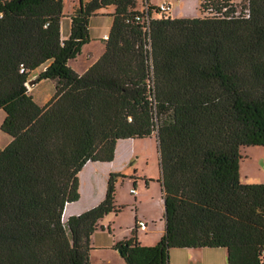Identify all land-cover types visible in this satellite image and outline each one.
<instances>
[{
    "label": "trees",
    "instance_id": "1",
    "mask_svg": "<svg viewBox=\"0 0 264 264\" xmlns=\"http://www.w3.org/2000/svg\"><path fill=\"white\" fill-rule=\"evenodd\" d=\"M139 3L81 0L63 37L64 0H0V129L11 137L0 147V264H91L92 234L121 210L119 174L97 205L64 221L79 174L113 161L120 139L155 133L165 230L151 245L136 227L118 241L126 264H169L174 248L264 264V182L240 177L242 149L264 146V0H200L193 17ZM108 7L105 51L80 74L70 60ZM31 79L55 80L44 105Z\"/></svg>",
    "mask_w": 264,
    "mask_h": 264
},
{
    "label": "rangeland",
    "instance_id": "2",
    "mask_svg": "<svg viewBox=\"0 0 264 264\" xmlns=\"http://www.w3.org/2000/svg\"><path fill=\"white\" fill-rule=\"evenodd\" d=\"M74 1L76 0H66V8L72 9ZM238 1L245 2L246 0ZM173 3L174 8L179 7L183 9V11L190 9L188 11H192V15H197L200 1L174 0ZM92 42V49L94 50L96 47H101L104 43L102 40H99L98 43H96L97 40H93ZM84 60L85 58L82 57L78 61L72 62L73 67L78 69L79 65L85 62ZM49 83L50 81H47V83L40 86H34V84L29 85V87L32 88V94L38 102L42 103L43 99L41 98V95H46L45 92H42L45 88H49ZM47 90L49 93V89ZM2 112L4 111L0 109V116ZM1 135H3V131L0 129V136ZM154 135L156 136V133ZM136 140L138 146L137 153L140 154L141 157L140 159H135V166L124 167V165H120L123 160L116 161L115 165H109L102 162H88L80 173L81 197L79 200L69 203V212L66 214V211L64 212V221H66L70 214L81 213L94 205H97L105 197L109 178L107 174L109 167H112L115 170L119 167L123 172L117 173L119 175L116 176V204L121 206V210L118 213H108L100 222L104 227L100 226L93 234L92 242L94 247L98 249L93 251L91 255L92 264H102L101 258H105L111 253V251L95 246V240H97V243L102 241V243H104V241L109 238V232H114L118 237L134 236L135 234L133 230L135 229L136 216L141 217L142 213H150L154 215V218H151L154 219L153 221L149 219L151 225L158 228L164 227V203L161 199L160 185L157 182H152L149 183L147 188L145 183L150 179H154L150 178V175L158 174V144L155 141V137L136 138ZM242 154L243 158L240 165L241 181L244 183L264 182V146L245 147L242 149ZM134 167L137 168V170L135 169L136 172H134ZM131 187H137L139 193L137 195L132 194L130 192ZM135 196H137V200H135ZM143 230L145 229H142V231ZM139 231H141L140 228ZM175 250L176 251L173 252L176 254V262H183L185 255L181 253L182 251H180V249Z\"/></svg>",
    "mask_w": 264,
    "mask_h": 264
},
{
    "label": "crops",
    "instance_id": "3",
    "mask_svg": "<svg viewBox=\"0 0 264 264\" xmlns=\"http://www.w3.org/2000/svg\"><path fill=\"white\" fill-rule=\"evenodd\" d=\"M161 1L162 0H140L139 9L142 10V8L146 7L149 3H151L155 6H158L161 3ZM64 2H65L64 12L66 15L62 18L61 28H62V36L67 37L70 34V30H71V19H70L69 15L74 11L75 7H77L80 4V0H76L73 2L74 4H73L72 9H67L66 8V0H64ZM168 2L170 4L169 12H170V15L172 17H193V16L199 15V10H198L197 15H192V11H188L190 9L183 11V9H181L179 7L174 8V6H173L174 0H168ZM114 10H115L114 7L104 8V9L100 10L99 14L91 17L90 22H89V31H90L91 41L83 46L81 53L76 58L70 60L71 67L75 71H77L78 73H80V74L84 73L105 51L106 45H105L104 35L109 34V31L111 29L112 22H113L112 13L114 12ZM93 40H97L96 43H98L99 40H102L104 43H103V45H101V47H98V48L96 47L97 50L96 49L94 50V49H92V47H93L92 41ZM82 57L85 58V60H84L85 62L80 64L78 69L74 68L72 65V62H74V61L76 62ZM47 81H50L49 88H45V90L42 92V93L45 92L46 95L42 94V93H41L42 95L40 94L41 98L43 99L42 103L38 102L35 99L41 105H44L47 101H49L53 97V95L56 91V82H55V80H52V79H43V80H40L39 82L34 84V86H40L44 83H47ZM47 89H49V93L47 92L48 91ZM29 91L32 93V88L29 87ZM34 98H35V96H34ZM4 116H5V113L2 112V114L0 116V124H1ZM151 137H155V141L158 144L157 136L153 135ZM0 138H1L0 139V147L1 148L5 147L11 140V137L5 132H3V135H1ZM136 141L137 140L134 138L120 139L117 142L114 160L110 161V162H102V163H106L109 165H112V164L115 165L116 161L123 160L122 164H120V165H122V166L124 165V167L135 166V159H140V157H141L140 154L137 153L138 146L136 144L137 143ZM88 162H93V161H88ZM158 164H159L158 174L157 175H155V174L150 175L149 177L154 178V179H150V180L146 181L145 183H146L147 188L149 186V183H152V182H157L160 185L161 199H162V202L164 203L163 185H162V181H161L162 173H161L159 151H158ZM135 169L137 170V168L134 167V172H136ZM110 172L123 173L119 169V167L117 170L113 169L112 167H109V169L107 171L108 176L110 175ZM79 176H80V174H79ZM145 180H146V178H145ZM80 188H81V180H80ZM135 188L137 189V193H136V195H137L139 193V190L137 187H135ZM135 200H137V196H135ZM65 211H67V213L69 212V205L66 206ZM65 214H66V212H65ZM77 214H79V213H77ZM151 216H153V217H151ZM151 218H154V215H152L150 213H147V214L142 213L141 217H137V216L135 217L136 237H137L138 241L142 244H147V245L155 244L159 241V239L161 238V236L164 233V230H165L164 214H163L164 227H162V228L152 226L151 221H149V219L152 221L154 219H151ZM140 219H143L148 223L147 228L145 230H143L145 232H143L141 228H140L141 231H139L137 222ZM102 226L104 227L103 224H102ZM99 227H98V229H99ZM149 233H151V234H149ZM93 234H92V236H93ZM108 235H109V238L107 240H105L104 243H102L103 241L97 243V240H95V244H96L95 246H98L99 248L104 249V250L111 251L110 255H108L105 258H101L102 264H126L125 260L123 259V257L119 253L118 249L114 248V246L118 241H120V240H122L128 236L118 237V236H116V234H114V232L113 233L109 232ZM92 236H91V245H92L93 249L91 251V255H92L93 251L98 249V248L94 247V244L92 242ZM152 236H153V238H152ZM175 249H178V248L171 249V251H170V254H171L170 264H228V260H227L228 259V252H227L226 248H185V249H180V251H182L181 253L185 255V259L181 263L176 262L177 261L176 254H174V252H173V251H176ZM91 255H90V259H91ZM115 262H117V263H115ZM91 264H92V261H91Z\"/></svg>",
    "mask_w": 264,
    "mask_h": 264
},
{
    "label": "built area",
    "instance_id": "4",
    "mask_svg": "<svg viewBox=\"0 0 264 264\" xmlns=\"http://www.w3.org/2000/svg\"><path fill=\"white\" fill-rule=\"evenodd\" d=\"M159 8L164 12L169 11L170 10V4H169L168 0H162L161 3L159 4ZM138 18H140V17H138ZM107 38H108V34H105L104 39H107ZM20 71L21 72L24 71V66H21ZM130 192L133 194H136L137 189L135 187H131ZM137 223H138V228H141V229H146L148 226V223L143 219L138 220Z\"/></svg>",
    "mask_w": 264,
    "mask_h": 264
},
{
    "label": "water",
    "instance_id": "5",
    "mask_svg": "<svg viewBox=\"0 0 264 264\" xmlns=\"http://www.w3.org/2000/svg\"><path fill=\"white\" fill-rule=\"evenodd\" d=\"M80 2H81V0H80ZM147 14L149 15L148 8H147ZM35 82H36L35 79H31V80H29L28 85H33V84H35ZM161 172H162V169H161ZM161 181H162V185H163V179H161ZM118 251H119V253H121L120 249H118Z\"/></svg>",
    "mask_w": 264,
    "mask_h": 264
},
{
    "label": "bare ground",
    "instance_id": "6",
    "mask_svg": "<svg viewBox=\"0 0 264 264\" xmlns=\"http://www.w3.org/2000/svg\"><path fill=\"white\" fill-rule=\"evenodd\" d=\"M66 213H67V211H66Z\"/></svg>",
    "mask_w": 264,
    "mask_h": 264
}]
</instances>
